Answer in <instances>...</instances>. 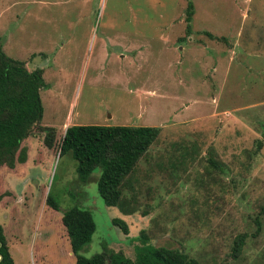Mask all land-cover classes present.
Returning <instances> with one entry per match:
<instances>
[{"label":"rangeland","instance_id":"374dc122","mask_svg":"<svg viewBox=\"0 0 264 264\" xmlns=\"http://www.w3.org/2000/svg\"><path fill=\"white\" fill-rule=\"evenodd\" d=\"M0 38L47 83L26 162L0 166L14 264H74L61 222L74 206L96 225L84 256L108 246L133 259L144 232L200 264H264V0H0ZM74 124L160 126L123 190L133 213L104 203L101 166L83 182L59 154ZM42 126L55 128L52 147Z\"/></svg>","mask_w":264,"mask_h":264},{"label":"trees","instance_id":"16d2710c","mask_svg":"<svg viewBox=\"0 0 264 264\" xmlns=\"http://www.w3.org/2000/svg\"><path fill=\"white\" fill-rule=\"evenodd\" d=\"M191 13L189 9L187 21ZM46 86L42 68L29 70L23 61L8 56L2 49L0 38V166L14 168L16 164L26 162L27 147L22 143L35 127H40L44 111L40 91ZM41 129L47 132L44 143L52 147L55 128L42 126ZM159 132L158 126L74 124L64 130L59 154H71L77 163L78 177L83 182H87L93 170L101 166L97 180L99 195L107 206H116L123 214H131L136 209L133 204H137V200L134 195L127 198L123 190L133 184L137 163ZM255 144L254 151L259 150L262 139H256ZM210 163L217 165L213 159ZM46 203L54 210H61L49 193ZM261 210L264 212V205ZM61 222L75 256L74 264H200L178 248L151 244L144 232L137 237L140 244L135 246L133 259L121 251L110 250L108 246L91 256H84L80 250L90 242L96 228L91 213L86 209L70 207L62 210ZM112 222L125 233L128 231L123 219L115 217ZM243 242V236L235 239L234 255L240 251ZM0 264H14L1 224Z\"/></svg>","mask_w":264,"mask_h":264},{"label":"crops","instance_id":"0c3cea01","mask_svg":"<svg viewBox=\"0 0 264 264\" xmlns=\"http://www.w3.org/2000/svg\"><path fill=\"white\" fill-rule=\"evenodd\" d=\"M158 127H160V126H158Z\"/></svg>","mask_w":264,"mask_h":264}]
</instances>
